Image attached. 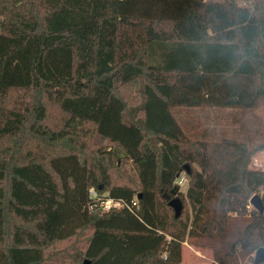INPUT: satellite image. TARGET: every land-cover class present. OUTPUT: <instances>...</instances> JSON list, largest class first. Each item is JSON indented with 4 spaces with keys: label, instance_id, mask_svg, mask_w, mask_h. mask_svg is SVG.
Instances as JSON below:
<instances>
[{
    "label": "trees",
    "instance_id": "1",
    "mask_svg": "<svg viewBox=\"0 0 264 264\" xmlns=\"http://www.w3.org/2000/svg\"><path fill=\"white\" fill-rule=\"evenodd\" d=\"M263 111L264 0H0V264H257Z\"/></svg>",
    "mask_w": 264,
    "mask_h": 264
},
{
    "label": "rangeland",
    "instance_id": "2",
    "mask_svg": "<svg viewBox=\"0 0 264 264\" xmlns=\"http://www.w3.org/2000/svg\"><path fill=\"white\" fill-rule=\"evenodd\" d=\"M247 0H240L241 3H245ZM197 113H192L189 112L188 110H183L182 111V119L184 120H188L190 118L196 119L194 118L195 115ZM261 115H264V111L260 113ZM198 124L203 127V120H201L200 122H198ZM215 125V124H213ZM211 126V125H210ZM221 126L228 128L229 131H227V135L231 134V130H237L239 125H227L225 122L221 124ZM239 129V128H238ZM252 165L256 164V160L253 161L252 159ZM260 164V163H258ZM188 189V186H185L183 189H181V191L179 192H183L186 193ZM250 210V209H248ZM183 257H182V263L181 264H212L213 263V251L211 249H205V248H197L194 246H190L189 244H184L183 246ZM255 252L253 254H251V257L254 258ZM247 261V260H246Z\"/></svg>",
    "mask_w": 264,
    "mask_h": 264
},
{
    "label": "water",
    "instance_id": "3",
    "mask_svg": "<svg viewBox=\"0 0 264 264\" xmlns=\"http://www.w3.org/2000/svg\"><path fill=\"white\" fill-rule=\"evenodd\" d=\"M184 168L185 170L188 171L189 164H185ZM178 190H179L178 186H175L173 189V193L176 195L173 197H171V195H169L168 193H163V197L168 200L169 206L174 210L176 218L181 216L182 210H183V202L177 194ZM139 197H141V195H139ZM250 201L256 210H258L261 213L264 212V204H263V200L260 195H254ZM255 262L257 264L264 263V248H260L257 250L256 256H255ZM83 264H91V261L85 259Z\"/></svg>",
    "mask_w": 264,
    "mask_h": 264
},
{
    "label": "built area",
    "instance_id": "4",
    "mask_svg": "<svg viewBox=\"0 0 264 264\" xmlns=\"http://www.w3.org/2000/svg\"><path fill=\"white\" fill-rule=\"evenodd\" d=\"M189 184V179H188V176L187 174L184 172L182 173L177 179H176V182H175V186H178L179 190L178 191H181V189H183L185 186H188ZM91 194L93 196H96L95 193L93 191H91ZM120 203L119 202H115L114 200L112 199H108L107 201H105L104 203V208L105 210H110L112 207H115V206H119ZM134 205H136V202H134ZM248 209H255V207L251 204V201H249V205L247 206ZM256 252L255 251V255H256ZM254 259H255V256H254Z\"/></svg>",
    "mask_w": 264,
    "mask_h": 264
},
{
    "label": "crops",
    "instance_id": "5",
    "mask_svg": "<svg viewBox=\"0 0 264 264\" xmlns=\"http://www.w3.org/2000/svg\"><path fill=\"white\" fill-rule=\"evenodd\" d=\"M253 161L256 160V164L252 165L255 168L264 169V151L259 152L253 156ZM260 163V164H258Z\"/></svg>",
    "mask_w": 264,
    "mask_h": 264
}]
</instances>
